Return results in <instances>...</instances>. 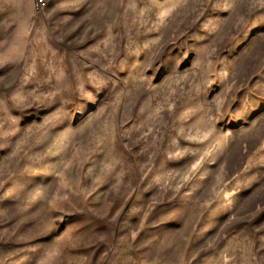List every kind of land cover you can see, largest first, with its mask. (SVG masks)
<instances>
[{"label":"rangeland","instance_id":"rangeland-1","mask_svg":"<svg viewBox=\"0 0 264 264\" xmlns=\"http://www.w3.org/2000/svg\"><path fill=\"white\" fill-rule=\"evenodd\" d=\"M0 0V264H264V0Z\"/></svg>","mask_w":264,"mask_h":264},{"label":"built area","instance_id":"built-area-1","mask_svg":"<svg viewBox=\"0 0 264 264\" xmlns=\"http://www.w3.org/2000/svg\"><path fill=\"white\" fill-rule=\"evenodd\" d=\"M51 0H37V8L38 9H42L44 6H46L48 4V2Z\"/></svg>","mask_w":264,"mask_h":264}]
</instances>
